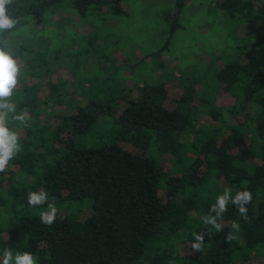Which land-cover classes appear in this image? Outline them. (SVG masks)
Segmentation results:
<instances>
[{"label": "trees", "instance_id": "trees-1", "mask_svg": "<svg viewBox=\"0 0 264 264\" xmlns=\"http://www.w3.org/2000/svg\"><path fill=\"white\" fill-rule=\"evenodd\" d=\"M122 1L14 0L18 23L0 38L27 15L39 26L62 7L82 18L102 9L125 15ZM186 3L174 0L171 35L149 57L167 50ZM262 9L253 20L264 28V1ZM8 47L24 74L11 102L27 117L21 123L9 114L22 151L0 172V264L5 248L33 253L36 264H264V68L251 56L218 59L210 82L172 74L177 98L169 96L168 81L158 80L136 86V96L122 81L113 93L70 97L44 53ZM223 95L232 104L219 107ZM200 117L209 125L198 126ZM98 136L107 139L102 146L87 143ZM226 187L233 196L252 193L248 220L229 203L218 221L223 230L209 232L202 218ZM42 189L47 201L31 207L28 193ZM48 203L58 209L50 227L39 217ZM233 221L240 231L226 240ZM193 233L204 234L202 252L191 248Z\"/></svg>", "mask_w": 264, "mask_h": 264}, {"label": "rangeland", "instance_id": "rangeland-1", "mask_svg": "<svg viewBox=\"0 0 264 264\" xmlns=\"http://www.w3.org/2000/svg\"><path fill=\"white\" fill-rule=\"evenodd\" d=\"M263 1L229 0L222 5L223 0H187L177 20L179 28L157 59L149 56L159 51L171 35L174 0H123L125 15L121 16L102 9L82 18L73 8L62 7L46 15L39 26L27 15L24 25L11 32L6 42L32 45L35 51L44 53L42 58L50 62L51 71L58 72L70 97L88 95L95 89L102 95L107 89L113 93L122 81L132 85L136 96V86L153 84L154 80L167 82L172 74L210 82L218 61L224 63L237 54L251 56L264 68V28L254 25L253 20L263 12ZM19 65L21 81L24 74ZM166 87L170 97L180 95L176 80L168 81ZM232 101L223 95L217 98V105ZM50 112L46 107L45 115ZM209 123L206 117L197 121L201 127ZM106 141L98 136L88 138L87 143L100 147Z\"/></svg>", "mask_w": 264, "mask_h": 264}, {"label": "clouds", "instance_id": "clouds-1", "mask_svg": "<svg viewBox=\"0 0 264 264\" xmlns=\"http://www.w3.org/2000/svg\"><path fill=\"white\" fill-rule=\"evenodd\" d=\"M13 6L14 0H0V36L13 29L18 23V19L10 12ZM20 75L21 67L18 60L14 58L6 40L0 38V172H4L9 162L22 151L17 133L8 127L9 114H12L11 119L20 121L21 123L27 117L26 111L22 114H16V105L11 102V97L18 85ZM244 183L247 184V181ZM48 195L49 193L43 189L29 192L27 203L31 207L43 205L47 201ZM251 202L252 193L249 190L237 191L235 196H233L232 188L226 187L223 193L216 197V201L211 205L209 213L202 218L203 223L211 226L208 229L209 232H211V228H215L217 232L222 231L224 227L218 221L223 219L224 213L228 210L227 206L229 203L236 206L239 216L247 221V205ZM211 213H215V215L213 216ZM39 217L42 224L50 227L56 223L58 209L55 204L48 203L47 210L41 211ZM59 218L61 220L64 219L62 215ZM232 230L238 233L240 231V224L236 221L232 222L231 230L226 235V240L237 239ZM193 237L192 250L194 252H202L205 247L204 234L193 233ZM2 264H36V259L31 252L24 251L13 255L12 250L5 248ZM168 264H176V261L174 259L169 260Z\"/></svg>", "mask_w": 264, "mask_h": 264}]
</instances>
